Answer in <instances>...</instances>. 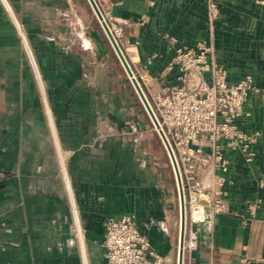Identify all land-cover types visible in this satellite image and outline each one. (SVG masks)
<instances>
[{
    "label": "crops",
    "instance_id": "0c3cea01",
    "mask_svg": "<svg viewBox=\"0 0 264 264\" xmlns=\"http://www.w3.org/2000/svg\"><path fill=\"white\" fill-rule=\"evenodd\" d=\"M96 1L152 82L169 37L209 44L229 83L253 76L239 119L253 160L224 149L227 210L195 225L183 264H264V0H212L210 20L206 0ZM144 117L86 0H0V264H105V220L124 215L176 264L173 173Z\"/></svg>",
    "mask_w": 264,
    "mask_h": 264
},
{
    "label": "built area",
    "instance_id": "2783aa9c",
    "mask_svg": "<svg viewBox=\"0 0 264 264\" xmlns=\"http://www.w3.org/2000/svg\"><path fill=\"white\" fill-rule=\"evenodd\" d=\"M206 2L210 20L217 16V9L212 0ZM103 14L121 47L122 26ZM168 39L171 56L162 81L152 82L145 73L133 71L178 166L186 210L184 252H190L197 242L195 225L207 215L227 210L223 187L230 162L224 149L246 164L253 160L256 132L241 129L239 119L248 115L243 106L259 88L250 74L229 83L226 68L215 60L205 41L185 46L173 37ZM260 201L256 195L248 205L252 215ZM102 245L105 264H164L129 215L106 218Z\"/></svg>",
    "mask_w": 264,
    "mask_h": 264
},
{
    "label": "water",
    "instance_id": "95a60500",
    "mask_svg": "<svg viewBox=\"0 0 264 264\" xmlns=\"http://www.w3.org/2000/svg\"><path fill=\"white\" fill-rule=\"evenodd\" d=\"M88 5L90 6L98 24L100 25L107 41L109 42L118 62L120 63L125 75L126 79L129 81L130 85L132 86L141 106L143 107L153 129L155 130L162 147L164 148L166 155L168 157L174 181H175V188L177 192V200H178V243H177V258L176 264H183L184 262V241H185V225H186V210H185V198H184V190L183 185L180 177V173L178 170V166L173 154V151L170 147V144L159 125V122L148 102V99L134 73L130 62L128 61L126 55L124 54L122 48L120 47L119 43L116 41L115 37L113 36L108 22L104 17V14L98 5L96 0H86Z\"/></svg>",
    "mask_w": 264,
    "mask_h": 264
},
{
    "label": "rangeland",
    "instance_id": "374dc122",
    "mask_svg": "<svg viewBox=\"0 0 264 264\" xmlns=\"http://www.w3.org/2000/svg\"><path fill=\"white\" fill-rule=\"evenodd\" d=\"M97 21V20H96ZM98 23V22H97ZM99 25V24H98ZM100 26V25H99ZM101 28V27H100ZM102 30V29H101ZM103 32V31H102ZM105 36V35H104ZM106 38V37H105ZM123 70V69H122ZM144 119H145V121H146V123H148V125L150 126V121H149V119H148V117H147V115H146V113H145V117H144ZM169 179H170V181H171V183L172 184H175V181H174V178H173V176L172 175H170L169 176ZM176 194H177V192H176ZM175 194V195H176ZM175 220H176V223L178 222V201H177V196H176V217H175Z\"/></svg>",
    "mask_w": 264,
    "mask_h": 264
}]
</instances>
